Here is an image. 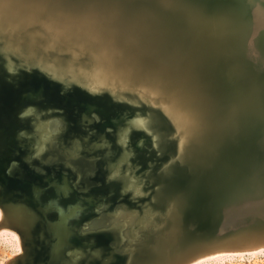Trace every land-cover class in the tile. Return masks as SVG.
<instances>
[{
	"label": "water",
	"instance_id": "95a60500",
	"mask_svg": "<svg viewBox=\"0 0 264 264\" xmlns=\"http://www.w3.org/2000/svg\"><path fill=\"white\" fill-rule=\"evenodd\" d=\"M117 1L152 39L153 63L184 53L196 77L214 79L217 106L226 99L242 120L189 142L182 161L169 163V143L154 149L152 134L132 127L149 106L138 111L109 89H91L65 65L48 66L56 59L39 38L29 42L42 29L25 17L32 7L44 18L51 3L81 19L100 11L93 23L101 29L115 0H0L1 15L20 25L0 28V227L9 222L21 240L5 264H184L264 247L262 0ZM34 2L48 8L29 7ZM134 36L139 29L115 42ZM150 112L151 128H173L160 111ZM119 210L158 214L149 226L125 227L124 239L113 222ZM95 218L107 224L96 227ZM136 229L145 244L126 245Z\"/></svg>",
	"mask_w": 264,
	"mask_h": 264
},
{
	"label": "bare ground",
	"instance_id": "6f19581e",
	"mask_svg": "<svg viewBox=\"0 0 264 264\" xmlns=\"http://www.w3.org/2000/svg\"><path fill=\"white\" fill-rule=\"evenodd\" d=\"M115 1L118 6L107 5V11H110L108 12L109 14L107 16V20L109 19V21L105 20L104 22L109 26L103 27L101 29H98V25L96 23L92 22L86 24L85 20H83V16L82 19L80 17H74L75 19H72L71 15L70 21L74 22V26H72V23L68 22L69 16L67 17L66 13H64L62 9H59L56 6L54 7L52 4V6L50 7L51 9H49L44 4H38L34 2L33 5L40 7L42 10H46L48 8L50 17L44 18L45 15L41 16L38 13L36 7L30 6L32 7V9L29 10L28 13H26L25 17L30 20L36 18V20L41 21L40 24L42 25V29L37 30V32L35 33H31V39L29 40V42L33 45L38 41L37 38H39L41 40L40 43L44 44L47 51H49V49L51 48L57 49V45H61L62 50L71 52L70 58H63L64 60L68 61L65 62V67L67 66V70L71 71L70 77L80 80L84 84L88 85L91 89L96 90L98 88H106L110 91H118L124 87H126L125 90L127 88L132 89L135 83L133 84L128 80L137 79L138 81L140 79L138 78V75H144L142 71L147 72L146 74L157 77L155 82L153 80L150 81V83H146L147 86L144 85V83L140 85L141 89L136 93L138 97L137 99L138 101L140 100V102L143 99H150L151 103H157L160 108H163L162 110L158 108L159 106L154 107L151 105L149 106L150 108L148 107V111L150 112L152 108L160 111L163 116L168 119L173 128L166 132L157 131L154 130V128H151V125L148 124L154 123L156 121V119L152 116L153 113L151 112L150 118L147 113L139 114L138 116H136L134 121H132V127L139 126L145 130H152L154 134L157 135L155 141H157L156 143L158 144L157 147H155V142L153 139L152 143L154 149H158L164 141V143H169L170 140H173L174 142L173 144H170V146L171 149L175 150V153L173 154L172 152H170L168 154L170 158L169 163H180L183 159V153L186 152V146L189 142L201 141L203 137L208 135L211 131L217 128L221 130L226 125L232 126V124H234L236 120H242V118L240 116H235V110H229L226 108V99L219 102L221 103V107L217 106L216 103H218L219 101V99L216 98V96H218V90H212V87L215 86L214 82L212 81L214 79L210 76V74H205L209 78V80L206 81H201L198 77H196V74L193 72L194 63H189L188 60H185L184 53L180 58H171L173 56L171 55L163 60L158 59L159 62L156 57L155 63H153L152 56L155 50L153 49L152 39H146L147 37H144V33L140 32L142 25L139 23V21L136 20L133 10L126 7L125 5L120 4L117 0ZM262 6L264 7V0H262ZM3 10L5 11L4 5L1 6L0 11V17L2 18L0 21V28L2 25L4 28H12V26H16L18 29H20L19 22L12 21L16 16H9L10 14L2 16L1 13L3 12ZM121 10H126L128 14V18L123 23L122 20L124 16ZM254 11L256 16L261 17L260 7H258V9ZM92 12V14H89L87 16L92 17L93 19L97 18V14H95L96 10ZM37 22L38 21H36V23ZM115 22L117 24V27L120 28L121 32L112 31V26ZM85 26L94 32L92 36L80 33L81 28ZM125 26L127 27V29L125 32H123L125 30L123 29V27L125 28ZM130 26L132 28H128ZM135 29H139L140 36L124 37V39L120 38L123 39V44H118V42L115 43L114 41L113 46L115 48L108 44L109 36L111 38V42V40L113 41L115 36L117 37L114 40H116L118 36H131L132 30H134L135 32ZM150 38H152V35L150 36ZM205 40L206 39H204V41ZM208 40L211 39L208 38ZM127 46H131L132 48L125 49V47ZM117 50L118 55L116 57ZM110 51L113 56L109 55ZM84 57L85 59L89 60V64L82 61ZM61 64H64V62L58 59L55 63L49 64V66L51 65L53 66V68H59ZM86 65H88V67ZM194 83H196V88H191V85ZM139 84L137 86H139ZM198 84L205 86L206 89L199 88ZM159 87H162L163 90L173 89L175 93L178 92V95L185 94L187 96L188 101L190 100L192 102L191 104L195 105L196 109L198 110L196 121L198 122V126L200 127L199 131H196V133L192 134V132H194V129L196 128V122L193 120V114L191 115L189 107L184 101L185 98H174L173 94L161 92L160 89L158 90ZM118 92V94L122 93L121 91ZM114 94H116V92ZM123 94H125L124 97L127 96L126 93H122V95ZM143 102L144 101H142V103ZM140 106L139 108H141ZM181 136L182 142L178 143V140L181 138ZM159 152H161L160 149ZM119 211L121 212L120 215L117 217V219L113 220V222H115V225L119 223L117 224V226L114 225L115 227L121 225L120 231L124 235V239L126 236L123 232L125 227L135 225V223H137L138 227H145V225L149 226V221L151 219H154L158 214V212L149 213L148 210H146L145 218L147 219V222L145 220L146 223H144V225L142 226H139V223L137 222L138 219H140L139 216H134L133 213L130 214L126 210ZM96 219L97 220H94L92 223L96 227L107 224V222H105L104 220H98V218ZM123 223L125 225H123ZM5 226L12 227L9 222L4 224V227ZM136 230L137 232H139L138 229ZM127 239V245L135 244L136 240L138 241V245L145 244V238L141 236L140 232L136 233L135 235L129 234L127 236ZM262 245H264V243ZM263 250L264 247L228 254L209 255L212 253H208L206 254L208 256L204 257L205 259L202 258L203 260L200 259L201 257L191 258L184 264H192L193 262H196V260H198V262H202L204 260L213 259L214 257H221L222 255L226 256L229 254H254Z\"/></svg>",
	"mask_w": 264,
	"mask_h": 264
},
{
	"label": "rangeland",
	"instance_id": "374dc122",
	"mask_svg": "<svg viewBox=\"0 0 264 264\" xmlns=\"http://www.w3.org/2000/svg\"><path fill=\"white\" fill-rule=\"evenodd\" d=\"M36 3H38V2H36ZM33 4L30 5V6H33ZM38 4H41V3H38ZM51 4L54 7L56 6L55 3H51ZM57 8L60 9L61 6L59 5V7H57ZM63 12L66 13L67 17L69 16L67 14V12H65V11H63ZM108 12H110V11H106L105 12V19L106 20H107L108 14H109ZM92 13L86 12L85 16H83V18H84L83 20H85L86 24H89V23L94 22V19L95 18L93 19L92 17L87 16V15L92 14ZM95 14H97V16L98 15L100 16L101 12L100 11H96ZM260 15L263 16V13L261 12ZM74 17H77V16H75V15L71 16L72 19H75ZM71 18H70V16L68 17V19H69L68 22H71L72 23V26H74L73 25L74 22L73 21H70ZM97 19L100 20L98 17H97ZM103 21H105V20H103ZM107 21H109V19ZM96 24L98 25L99 23H96ZM112 31H115V32L120 31V28L117 27L116 22L112 26ZM80 33L87 34L89 36L90 35L92 36L94 34V32L91 31L90 29H88V27H86V26L83 27V28H81ZM105 36H107V35H105ZM110 39L111 38L109 36L108 44L111 45L112 47H114L113 46V41L111 40V42H110ZM48 52H51L52 53L53 59H56V61L58 59L59 60H62V62H64V64H61V65H65V62H68V61L64 60L63 58H66V59L67 58H70V53H71L69 51L62 50L61 49V45H57V49H55V48L49 49V51H47L46 53H48ZM53 53L55 54V56H54ZM48 54L52 57V55L50 53H48ZM109 55L113 56L111 54V51H110V54ZM117 55H118V50H117L116 57H117ZM52 61L53 60L51 58L50 61H48L46 64H48V66H49V64L53 63ZM82 61L84 63L87 62L86 59H84ZM142 72L144 73V75H141V74L138 75V78H140L138 81H137V79H129L128 80L129 82H132L133 84L134 83L136 84V81H137V84L136 85L135 84L133 85L136 90L134 89V87L132 89L131 88H129V89L127 88L126 90H125L126 87H124V88H121L120 90H118V91H121L122 93H126L127 96H125V97H124L125 94H123V95H122V93L121 94H118L119 92L116 91V90H112L111 93L114 94L116 92V94L119 95L121 101L126 102V103H127V101H129L137 110H141V108H139V106L141 105L142 101H144L145 103L144 102L143 103L145 105H147V106H151L152 105L154 107H158L159 105L157 103H151L150 102V99H148V100L147 99H143L141 102H140V100L138 101V99H137L138 97H137L136 93H137L138 90L141 89V86L140 85H142L144 83V85L147 86L146 83H150V81H153V80L155 82L156 81V78H157L155 76H151L150 74H146L147 72H144V71H142ZM143 80H144V82H143ZM139 81H140V84H139ZM138 84H139V86H137ZM149 86H153V85H149ZM174 86H175V84H174ZM102 89L104 90V88H102ZM159 89H160L161 92H167V93L173 94L174 95V98H185L184 101H185L186 105L189 107V111H190L191 115L193 114L192 115L193 120L196 122L195 123L196 128L194 129V132H192V134L193 133H196V131H199V128L200 127L198 126V122L196 121V117H197V114H198V110L196 109L195 105L191 104L192 102L190 100L188 101L187 96L185 94L178 95V92L175 93L173 91V89H165L166 91L163 90L162 87H159L158 90ZM96 90L98 91L99 88L96 89ZM181 92H182V90H181ZM129 96H132V97H129ZM158 108L161 109V110L163 109V108H160V106ZM147 114L149 115V118H150V112L149 111H147ZM149 130H147V131H149ZM149 132L152 134V136L154 138V142H155L154 143V146L157 147L158 144L156 143L157 141H155V139L157 138V135H155L152 130H150ZM173 142H174L173 140H170L169 141V144H173ZM180 142H182V136L178 140V143H180ZM145 213L146 212H144L142 215H140V214L137 215V216L140 217V220H141V222H140L139 219L137 221L139 223V226L140 225L142 226V225H144V223L147 222V219L145 218ZM1 214L2 213H1V209H0V219H1ZM95 220H97V219L95 218ZM143 220H144V222H143ZM145 220H146V222H145ZM135 224H137V223H135ZM126 245H127V243H126ZM20 251H21V244H20L19 234L16 231H14L13 229H11L10 227H6V226L3 227V228L0 227V264H5V262L8 259L13 258ZM218 254H228V253H218ZM203 259H205V258H203ZM196 262H198V261H196ZM196 262H194L192 264H264V250L263 251H260L258 253H254V254H242V255H232V254H229V255H226V256H223L222 255L221 257H214L213 259H210V260H204V261L198 262V263H196Z\"/></svg>",
	"mask_w": 264,
	"mask_h": 264
}]
</instances>
